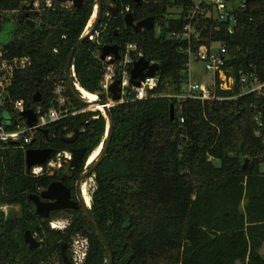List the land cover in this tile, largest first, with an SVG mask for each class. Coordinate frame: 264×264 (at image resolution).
<instances>
[{"label":"trees","instance_id":"trees-1","mask_svg":"<svg viewBox=\"0 0 264 264\" xmlns=\"http://www.w3.org/2000/svg\"><path fill=\"white\" fill-rule=\"evenodd\" d=\"M112 1L102 3L108 6ZM117 1L122 13L129 9L136 22L154 18L155 27L123 31L116 37L114 29L124 26L122 14L103 20L99 37L86 40L75 53L74 81L100 100H111L102 88L110 64L101 60V48L116 45L124 55L134 45V60L142 54L159 65V85L154 97L142 101L135 100L130 87L123 102L111 108V145L92 176L90 213L110 244L113 264H264V93L244 94L250 83L241 84V78L252 73L264 83V0H249L236 9L233 32L231 23L215 20L213 6L196 10L194 0ZM238 2L231 0L234 6ZM24 3L0 0V48L8 59L31 60L15 74L5 98V117L13 115L19 121L17 101L29 108L59 109L66 117L46 129L47 134L37 132L30 148L56 154L85 148L83 172L88 158L105 142L107 123L99 107L89 112L75 100L65 69L97 2L84 0L72 11L57 2L56 10L43 3L42 19L49 32L18 24ZM174 10H180L176 17ZM50 33L59 39L55 57L45 54ZM215 44L227 46L226 71L234 79L233 88L223 90L218 81L211 101L167 97L164 92L177 94L187 79V50L199 54ZM115 72L120 79L118 63ZM38 93L41 102L35 103ZM60 95L66 98L62 106ZM77 129V140L65 143ZM26 151L0 145V264H66L61 255L64 244L73 264L70 246L78 236L89 241L83 264H108V249L86 216L65 231L38 218L29 197L47 189L51 178L49 172L34 176L27 170ZM3 206L9 207L7 214ZM27 231L43 240L41 248L29 249Z\"/></svg>","mask_w":264,"mask_h":264},{"label":"built area","instance_id":"built-area-1","mask_svg":"<svg viewBox=\"0 0 264 264\" xmlns=\"http://www.w3.org/2000/svg\"><path fill=\"white\" fill-rule=\"evenodd\" d=\"M249 0H239L238 4L235 6L231 3V0H200L196 5V10L200 9L201 6L208 4L214 7V18L219 22H229L232 24L229 30L233 32L234 25H237V18L235 17V11L239 8H244L246 2ZM234 6H232L231 4ZM186 37L190 40L192 37V26H188L186 29ZM137 48L134 45H129L126 48L125 54L122 55L120 62H117L119 66L122 67V75L117 78L115 72V64L108 66L106 74L104 75L102 81V88L107 93H109V88L114 84L115 81L121 82L122 87V99L121 101L114 102L108 100L110 106H115L117 103L123 102V97L128 88L132 87V91L135 94V100L142 101L154 97L152 92H154L159 85L158 75L155 78H146L142 82L141 87L137 88L131 84L130 72L134 67V63L140 58H143L142 54H138L136 60L132 57V52H136ZM228 49L225 44L220 45L218 51L204 50L203 52L196 54L193 53L192 49L187 50V55L189 57L186 70L184 75L186 76V81L180 88L177 94L166 95L170 98H176L179 101H186L188 99L201 100V101H211L215 100L214 89L218 83L221 81V88L223 90H231L234 86V79L228 76V71H226V63L229 59ZM201 63L205 67L206 73H211L212 83L206 84L195 80L193 74V63ZM31 61L29 58H14L8 59L4 51L0 48V145H13L26 150L32 149L31 145L34 144L37 132H43L48 129L51 125L58 122L60 119L66 117L62 114L59 109H48L43 110L41 106L36 108H29L25 106L23 101H17L14 105L15 111L19 112V121L15 119L12 115L10 118L5 117V98L9 93V88L13 85L15 74L18 71L25 70ZM154 64V63H151ZM242 74V72H241ZM73 75H75L73 73ZM76 83V82H75ZM244 94L246 93H257L259 95L264 93V83H262L259 78L252 73L250 76H243L241 78V84L248 85ZM78 85V83H76ZM61 91H58L60 93ZM61 94V93H60ZM60 101L64 105L66 103V98L60 95ZM112 103V104H111ZM182 106H179L178 115L181 116ZM26 110H33L37 116V122L34 127L30 128L26 121L22 118L21 113ZM181 123H184V119L181 117ZM14 126L13 129L8 128V126ZM73 159L71 151H62L57 153L45 166L35 167L31 170L34 176H40L44 172H51L58 167H61L63 163H70ZM3 213H8L9 207H1ZM54 230H62L57 225H52ZM89 249V241L86 237L78 236L75 238L71 244V254L72 259L75 264H83L87 257Z\"/></svg>","mask_w":264,"mask_h":264},{"label":"water","instance_id":"water-1","mask_svg":"<svg viewBox=\"0 0 264 264\" xmlns=\"http://www.w3.org/2000/svg\"><path fill=\"white\" fill-rule=\"evenodd\" d=\"M229 1V0H225ZM61 3L66 4V3H73L74 6L80 7L83 0H60ZM97 2V7L94 11L95 15V24L93 28L90 31H87L77 42V44L73 47L71 54L69 56L67 65H66V80H67V85L68 88L71 92V94L74 96L75 100L78 101L81 105H83L86 108L90 109H96L97 106H102L104 109V112H101L104 118L106 119L107 127H106V137H105V142L102 145V151L98 158L90 165H88V170L83 174L81 181L85 179H90L97 168L102 164V162L105 160L110 145L112 141V136L114 132V117L111 111L112 106L109 105L107 101L100 100L99 98L96 100V102H91L90 100L84 98L82 93L80 92L79 88H81L80 85H77L72 77H75V75L72 76V67H73V60L75 53L79 49V47L88 39H90L98 25L101 22V19L103 17V6H102V0H96ZM126 22L129 26H132L134 24V19L132 18L131 15H128L126 17ZM155 27L154 24V18H149L144 21H141L136 24V31L139 30H152ZM53 39L54 37H50L47 44H46V50L47 54L50 53L52 45H53ZM110 59L108 62L110 65H113L121 60V55H120V47L119 46H103L101 48V60L102 61H107ZM159 72V65L158 64H151L149 61H147L144 58H140L137 62L134 63V67L130 72V78H131V84L137 88L141 87L142 82L145 81L146 78H155L158 75ZM79 86V88H78ZM82 89V88H81ZM109 93L112 96V101L118 102L121 101L122 99V87H121V82L120 81H115L112 86L109 88ZM97 96V95H96ZM98 97V96H97ZM35 103H40L41 102V97L40 94H36L34 98ZM22 118L26 121V124L32 128L35 126L37 122V116L34 113L33 110H26L21 113ZM170 117L171 120H175V108L173 105L170 106ZM45 134L48 133L47 130L44 131ZM80 134V130H76L74 135L68 137L65 139V143L67 144H72L74 143L78 136ZM71 153L73 155V160L70 162L71 167H75L77 165L78 161L84 159L85 154H86V149H79V150H71ZM56 155V152L52 149H29L26 151V166L27 170L31 172V170L35 167H42L45 166L54 156ZM249 165V160H245L243 169L245 170ZM65 189L62 183L60 182H55L52 183L46 190H44L40 195H31L29 197V200L33 203L35 207V212L36 215L40 219H48L49 214L53 211H59L66 209L70 207L69 205H60L59 203L61 202V196L64 194ZM61 195V196H60ZM42 200H49L52 201V203H44ZM91 201V199H90ZM83 205V210L85 213L86 218L94 228V230L98 233V235L101 237L103 240L105 246L108 249V254H109V263L108 264H113L114 262V257L112 250L110 248V244L108 243L106 237L100 230L98 224L94 221L92 218V215L90 213L91 206L88 204V201H82ZM25 243L29 246L30 250H35L41 248V243L34 237L33 233L31 231H27L24 236ZM65 249L66 245H62V255L63 258L65 259L66 264H70L68 261V257L65 255Z\"/></svg>","mask_w":264,"mask_h":264},{"label":"flooded vegetation","instance_id":"flooded-vegetation-1","mask_svg":"<svg viewBox=\"0 0 264 264\" xmlns=\"http://www.w3.org/2000/svg\"><path fill=\"white\" fill-rule=\"evenodd\" d=\"M43 1L46 2L47 7L54 8L55 10L57 8L56 4H55L56 2L60 4L61 8L66 9L68 11H72L73 8H78V7L74 6L73 3L63 4V3L60 2V0H43ZM83 2H84V0H83ZM83 2H82V4H83ZM102 6H103V17H102L101 22L98 25L94 35L90 39L94 40V39H96V37L97 38L99 37L100 34L98 33V30L101 27V24H102L103 20L113 21L120 14H122V17H123L124 26H123V28L114 29L115 36L119 37V36H121L123 34V31H127V30H132L134 32L136 31V24L139 23V22H136L134 20V24L132 26H129L127 24V22H126V17L128 15L132 16V14L130 13L129 9L126 10L125 14L122 13L121 12V5H120V3L117 0H113L111 3H108V6L106 4L102 3ZM33 7H34V5H32L31 7L24 6L22 11L19 12V14H18V17H17L18 18V24L27 25L28 27L33 28L34 32H37L40 29L41 30L46 29L49 32V30L46 28V25L43 23V19H42L43 18L42 17L43 16V9L40 6V9H37V10L33 11L32 10ZM96 7H97V5H96ZM132 18H133V16H132ZM95 20L96 19H94L93 24H89V26L87 25L88 27H86L87 30L84 32V34L87 31H90L93 28V26H94V24L96 22ZM50 37H54L53 45H52V48H51V51H50L49 54H47L46 45H45V54L48 55V56L55 57L56 53H57V50H56L55 46L59 43V39L57 38V36L55 34L50 33L48 38H47L46 44H47V42H48ZM109 46H114V45H109ZM120 55H121V59H122L121 49H120ZM109 60L110 59H108L107 61H109ZM72 71H73L72 72V76H73L74 67H72ZM65 77H66V69H65ZM72 79L74 80L75 77H72ZM79 149H85V148H72L71 150H79ZM85 156H86V154H85ZM83 160L84 159L78 161V163H77V165H75V167H71L70 163H63L61 167H58L57 169L49 172V176L51 178L50 185L52 183H55V182H60V183L63 184L64 189H65L64 194H62V196L60 195L61 196V199H60L61 202L59 204L62 205V206H64V205H69L70 206V207H68L66 209H63V210L51 212L49 214L50 215L49 218L46 219V220L41 219L43 222H49V225H50L51 228H52V225H57V226H59L62 229L61 231H65V230L68 229V227L76 219H80L83 215L85 216V213H84V210H83L82 201L86 200V201H88V204L90 205V200L85 195V192H84V186H85V183L88 180V178L83 180V181H81V178H82L83 174L89 168L87 166L86 169L84 168V171L81 172V165H82ZM90 164H92V163L88 162V165H90ZM43 191H40L38 194H35V195H40ZM42 202H44V203H52V201H49V200H42ZM33 235H34V237L36 239H37V237L39 238L38 235H35V234H33ZM40 243L42 244V242H40ZM71 251L72 250H71V246H70V253H71ZM66 252H67V247L65 249V255L68 257ZM61 255H62V252H61ZM62 258H63V255H62ZM63 260L65 262L64 258H63ZM71 260H72L73 264H75L73 259H72V254H71ZM68 261L71 264V261H70L69 257H68ZM51 263H53V262L51 261ZM54 264H62V263H60V261H57Z\"/></svg>","mask_w":264,"mask_h":264},{"label":"rangeland","instance_id":"rangeland-1","mask_svg":"<svg viewBox=\"0 0 264 264\" xmlns=\"http://www.w3.org/2000/svg\"><path fill=\"white\" fill-rule=\"evenodd\" d=\"M199 1L200 0H194V2L197 4V3H199ZM207 1H210V0H207ZM43 3H46L45 1H43V0H25V3H24V5L25 6H27V7H31L32 5H34V7H33V11L34 10H37V9H40V6L43 4ZM31 10V11H32ZM172 14L176 17V16H178L179 14H180V10H174L173 12H172ZM92 19V18H91ZM94 19H95V16H94ZM94 19L92 20V22L91 23H88V26H89V24H93V21H94ZM91 21V20H90ZM89 21V22H90ZM87 26V27H88ZM87 30V29H86ZM85 30V31H86ZM97 36V35H96ZM97 38V37H96ZM219 48H220V44H215L214 46H213V51H218L219 50ZM193 74H194V76H195V80L196 81H198V82H201V83H206V84H211L212 83V77H211V73H206L205 72V67H204V65L203 64H201V63H193ZM58 91H61V89H59ZM164 94H166V95H171L172 94V92H170L169 90L168 91H166V92H164ZM59 104H60V106H62V102L60 101V99H59ZM112 104V103H111ZM86 111H89V112H95L96 110L95 109H90V108H87L86 109ZM102 112H104V111H102ZM104 144V142L101 144V146L100 147H102V145ZM97 150V149H96ZM95 150V151H96ZM94 151V152H95ZM93 152V153H94ZM93 153H92V155H93ZM91 155V156H92ZM91 156L88 158V160H87V162H86V164H85V169H86V167L88 166V162H89V160H90V158H91ZM94 187V179H93V177H91L90 179H88L87 181H86V183H85V186H84V192H85V195L89 198V200L91 199V192H92V188ZM90 206H91V201H90ZM14 210L15 211H19L20 209L18 208V207H16V208H14ZM77 238V237H76ZM37 240L38 241H40V242H42L43 240H41L40 238H38L37 237ZM264 252V251H263ZM67 253V252H66Z\"/></svg>","mask_w":264,"mask_h":264},{"label":"bare ground","instance_id":"bare-ground-1","mask_svg":"<svg viewBox=\"0 0 264 264\" xmlns=\"http://www.w3.org/2000/svg\"><path fill=\"white\" fill-rule=\"evenodd\" d=\"M94 16H95V15L92 16V19H91L90 23H91L92 20L94 19ZM78 88H79V86H78ZM79 90H80V92L82 93V95L84 96V98L90 100L91 102H96V100L98 99L97 96L94 95V94H90V93L84 91V90L81 89V88H79ZM97 107H99L102 111H104V109H103L102 106L99 105V106H97ZM101 151H102V147H99V148L93 153V155L91 156L89 162L93 163V162L98 158V156L100 155Z\"/></svg>","mask_w":264,"mask_h":264}]
</instances>
